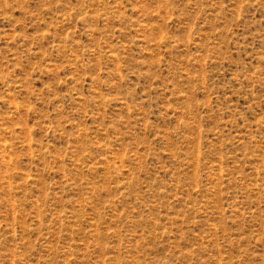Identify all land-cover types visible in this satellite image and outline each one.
Here are the masks:
<instances>
[{"label":"rangeland","instance_id":"374dc122","mask_svg":"<svg viewBox=\"0 0 264 264\" xmlns=\"http://www.w3.org/2000/svg\"><path fill=\"white\" fill-rule=\"evenodd\" d=\"M0 264H264V0H0Z\"/></svg>","mask_w":264,"mask_h":264}]
</instances>
